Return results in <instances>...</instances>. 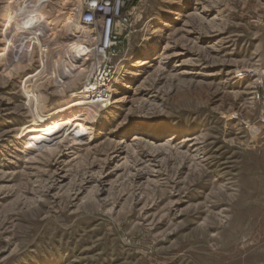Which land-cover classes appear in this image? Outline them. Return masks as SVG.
I'll list each match as a JSON object with an SVG mask.
<instances>
[{
    "label": "rangeland",
    "instance_id": "1",
    "mask_svg": "<svg viewBox=\"0 0 264 264\" xmlns=\"http://www.w3.org/2000/svg\"><path fill=\"white\" fill-rule=\"evenodd\" d=\"M123 12L121 101L62 142L16 138L22 74L0 64V264H264V0Z\"/></svg>",
    "mask_w": 264,
    "mask_h": 264
},
{
    "label": "bare ground",
    "instance_id": "2",
    "mask_svg": "<svg viewBox=\"0 0 264 264\" xmlns=\"http://www.w3.org/2000/svg\"><path fill=\"white\" fill-rule=\"evenodd\" d=\"M2 1L0 64L22 74L21 90L29 114L16 132L17 139L40 135L43 143L62 142L121 101L116 96L117 88L98 85L95 80L102 56L85 44L91 30L81 22L80 15L87 0H64L57 12L47 8L46 0ZM90 52L97 55L96 61L85 70L82 66ZM35 61L39 68L28 70ZM132 62V66L146 63L135 58ZM125 70L126 66L120 68L121 73ZM81 81L84 89L78 90ZM45 85L58 93L59 100L53 106L47 103ZM131 138L138 136L133 134Z\"/></svg>",
    "mask_w": 264,
    "mask_h": 264
},
{
    "label": "built area",
    "instance_id": "3",
    "mask_svg": "<svg viewBox=\"0 0 264 264\" xmlns=\"http://www.w3.org/2000/svg\"><path fill=\"white\" fill-rule=\"evenodd\" d=\"M132 0H87L80 15L81 22L90 27L89 38L95 41L96 51L101 57L96 72L98 85L112 87L121 76L120 69L107 67L105 49H114L123 44L121 38L128 40L132 34L130 13L123 12ZM122 29V32H121ZM117 54V53H116ZM115 54V55H116ZM99 88V86H97Z\"/></svg>",
    "mask_w": 264,
    "mask_h": 264
}]
</instances>
